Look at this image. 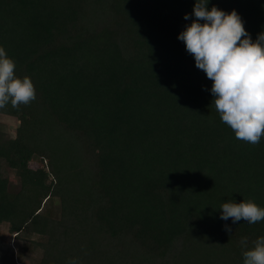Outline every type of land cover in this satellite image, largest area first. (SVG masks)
<instances>
[{"label":"trees","instance_id":"obj_1","mask_svg":"<svg viewBox=\"0 0 264 264\" xmlns=\"http://www.w3.org/2000/svg\"><path fill=\"white\" fill-rule=\"evenodd\" d=\"M195 3L0 0V47L37 94L0 109L18 121L13 138L0 128V224L40 264H244L264 236L220 218L227 202L264 208V137H235L178 39ZM213 6L264 32V0Z\"/></svg>","mask_w":264,"mask_h":264},{"label":"clouds","instance_id":"obj_2","mask_svg":"<svg viewBox=\"0 0 264 264\" xmlns=\"http://www.w3.org/2000/svg\"><path fill=\"white\" fill-rule=\"evenodd\" d=\"M209 0H196L195 20L186 26L178 39L186 45L195 59L196 67L213 81V105L224 124L238 140L259 144L264 137V32L253 42L240 15L228 14L213 6ZM185 20L190 19L185 15ZM199 21H204L200 23ZM16 62L0 47V109L11 103L13 108L27 105L36 99V88L30 77L15 74ZM221 219L232 218L248 224L264 221V208L253 200L227 202L221 206ZM226 231H232L226 226ZM247 245V238L241 240ZM244 264H264V236L243 253ZM70 264H76L73 260Z\"/></svg>","mask_w":264,"mask_h":264},{"label":"rangeland","instance_id":"obj_3","mask_svg":"<svg viewBox=\"0 0 264 264\" xmlns=\"http://www.w3.org/2000/svg\"><path fill=\"white\" fill-rule=\"evenodd\" d=\"M17 126L16 118L0 115V128L4 137L13 138ZM40 165L38 159H34L30 163V167L33 169ZM5 175L9 178V191L17 192L19 189L17 177L8 169L5 170ZM40 258V252L30 246L27 234L21 233L16 236L8 231L7 224H0V264H40Z\"/></svg>","mask_w":264,"mask_h":264}]
</instances>
